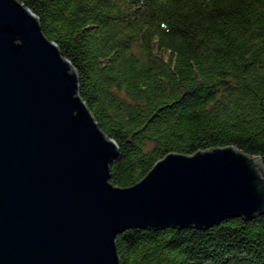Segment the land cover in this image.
Segmentation results:
<instances>
[{
  "label": "trees",
  "instance_id": "16d2710c",
  "mask_svg": "<svg viewBox=\"0 0 264 264\" xmlns=\"http://www.w3.org/2000/svg\"><path fill=\"white\" fill-rule=\"evenodd\" d=\"M75 68L132 185L168 152L234 145L264 168V0H19ZM120 264H264V213L126 228Z\"/></svg>",
  "mask_w": 264,
  "mask_h": 264
},
{
  "label": "water",
  "instance_id": "95a60500",
  "mask_svg": "<svg viewBox=\"0 0 264 264\" xmlns=\"http://www.w3.org/2000/svg\"><path fill=\"white\" fill-rule=\"evenodd\" d=\"M71 62L19 0H0V264H120L126 228H207L264 213L259 156L168 152L132 185L79 94Z\"/></svg>",
  "mask_w": 264,
  "mask_h": 264
}]
</instances>
